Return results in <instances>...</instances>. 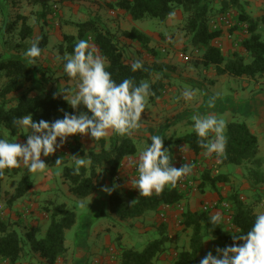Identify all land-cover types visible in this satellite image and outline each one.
Masks as SVG:
<instances>
[{
  "label": "trees",
  "instance_id": "1",
  "mask_svg": "<svg viewBox=\"0 0 264 264\" xmlns=\"http://www.w3.org/2000/svg\"><path fill=\"white\" fill-rule=\"evenodd\" d=\"M30 1L33 4H40L41 11L38 15L45 17L49 9V0ZM215 4V0H114L109 6L125 12L133 22L147 19L166 21V19L174 17L170 13L179 9L183 13V19L178 25L179 29L187 35L189 45L202 52L198 60L192 61L194 67L214 69L217 75L228 74L248 78L263 75L264 39L258 29L259 20L247 14L239 0H226L219 6ZM230 8H235V12ZM220 14H228L229 26L211 23ZM100 19L80 21L75 25V34L64 33L62 35L61 43L58 45L60 65L63 69L62 79L66 82L74 81L64 72L66 61L63 58L65 55L74 54L75 45L79 40H86L96 49V54L105 58L106 70L111 73L112 79L116 83H120L124 79H132L138 86L141 81H147L150 84L151 92L154 93L149 96V102L161 97L166 90L165 73L172 72L173 66L156 60L159 51L150 45V36L134 25L120 33L123 38L135 41L142 50H146L155 58L151 63L142 62L143 69L133 72L131 68L133 61L124 60L123 48L119 45L118 36ZM18 22H20L19 27L17 26ZM235 30L246 33L244 37H229V40L231 39L235 46H240L243 52L237 49L223 52L219 38L225 32L227 36ZM3 34L8 35L5 43H7L8 49L13 50L16 55L0 59V139H4L1 135L3 129L8 130L12 136L19 133L20 126L15 125L13 121L24 115H32L36 122L40 119L52 122L62 119L65 112L78 115L79 112L87 111L83 105H80L78 110L72 109L63 97H58L55 94L46 93L42 96H35L25 88L37 73L41 78L44 76L39 67L29 64L28 59L24 57L26 50L31 47L30 41L33 36V28L27 23L25 15L18 14L15 18L6 20ZM37 40H39L38 46L42 52L47 44V37L42 34ZM43 79L45 80L47 77H43ZM68 87L65 85L62 90L69 89ZM13 93L19 94L13 100L8 99V96ZM10 101H14V103L7 107V104L11 103ZM89 115L91 114L89 113ZM21 135L25 137L26 134ZM225 136L227 137L226 158L219 157L220 165L238 166L245 162L258 161L256 159L257 137L251 133L245 123H228ZM174 142L177 145H186L195 154L206 151L199 146L198 136L194 130L177 137ZM94 143L98 145V150L85 152L81 148V143L74 141L69 144L68 155L65 158L62 154L57 157L62 161L60 165H63L62 175L68 183V191L76 198H86L97 190L96 177L99 171L105 169L112 180L117 175L123 159L136 153V147L130 137L122 138L114 133L108 138L94 141ZM168 155L172 163L171 151L168 152ZM74 157L90 161L86 167H81L79 175H73L74 164H66L73 162ZM17 169L21 170L22 168H14L12 171H17ZM226 179L225 174H212L210 169H204L201 172L198 189L201 193L204 189L216 190V184L224 182ZM30 187L29 171L24 168L9 201L22 197ZM110 189L111 192L107 196L108 207L120 221L137 219L148 212H158L162 206L178 204L186 198L190 190L189 188L181 190L177 186L170 189L169 186H165L163 193L159 196L155 193L150 197L138 194L131 199H124L121 196V187L118 186V183L112 185ZM221 200H227L231 204L232 215L228 222L223 218L220 224H211L210 218L213 214L210 210L203 208L186 209L182 213L179 218L180 224L190 230L189 239L187 246L175 248L170 264H197L206 238L232 245V235L244 234L251 229L256 217L251 205H247L237 192L224 198L221 197ZM41 209L47 214L49 220L46 231L40 238H36V229H30L25 234V241L16 230L10 227L9 222L0 220V261L15 264L25 254L24 249L28 243L30 247L28 252L38 254L41 258V261L29 264H57L58 259L65 260L67 248L64 245V232L74 225L76 214L67 209L64 203L53 201L45 203ZM157 227L158 236L150 240L141 250L135 247H126L117 239L115 243L117 263L154 264L155 259L166 251L168 240L167 225L161 223Z\"/></svg>",
  "mask_w": 264,
  "mask_h": 264
},
{
  "label": "rangeland",
  "instance_id": "2",
  "mask_svg": "<svg viewBox=\"0 0 264 264\" xmlns=\"http://www.w3.org/2000/svg\"><path fill=\"white\" fill-rule=\"evenodd\" d=\"M111 2H114V0H49L48 13L45 15V17H40L38 15L41 11L40 4H33L30 0H0V6L5 12V14H3L0 11V59H5L16 55L13 50L8 49L7 43H5L6 39L8 38V35L3 34V27L6 20L13 19L18 14H25L27 23L33 28V36L31 38L32 41H30L31 45L34 41H37V39L42 34H45L47 37V44L44 50L41 52V55L36 58V64L33 65L35 67H39L42 70L41 72L44 73L43 77H47V79L44 80L43 77L41 78L39 73H37L35 78L30 83H28L25 88L30 94H33L35 96H42L48 93L55 94L58 97H63V94L61 93L63 92L62 88L67 85L69 86L68 88L70 90L75 91L77 81L74 80L66 82L61 77L63 69L60 65L58 45L61 43L62 35L64 33H75V25L80 21L101 18L100 20L103 21L111 29V31H113L118 36V42L119 45L123 48V57L125 61L129 62L139 60L142 62L151 63L153 59L155 60L154 57H152L146 50H142L138 43H136L135 41L125 39L122 37V35H120L122 30L130 29V27L134 25L136 28L144 31L150 36V45L155 47L159 51L156 60L173 66L172 72L167 71L165 73L164 80H166V83H169V85H166V91L170 88L171 92L168 94H170L172 98H176L175 106L179 105L177 102V98L178 101L181 102V105L185 106L186 108H193L197 106L200 107V109L201 106H203V104L205 103L206 98L210 99L212 96H214L219 99L218 103H222L224 99L228 98L229 102L231 100L232 101L230 103L224 104V107H229H225V109L222 108L217 116V118L222 117L226 121V125L227 123H229V121L246 123L245 119L256 120L257 117L259 120L261 112H258V114L255 116V113L252 111L254 108V101L252 100L251 93H254L255 90L260 89V87H256V89H253L254 82L250 83V86L253 90L252 92H249L248 90L239 91L238 84L240 83V80H233L229 77V75H224L222 81L220 80L214 86H212L211 84H203L201 81L200 84L202 87H200L199 85H193V83L191 82L178 80L184 78L186 79V77L187 79H191L193 73L196 72V74H201V70L207 69L204 67H195L197 69H194V66L192 65V61L196 59L198 60L202 52L199 49L192 48L188 43L189 41L187 35H185V33L179 29L178 25L183 19V13L181 12V10H175L174 17H172V19H166V21H161L159 19H147L144 21L133 22L127 20V18L125 17L127 16L125 12L109 6ZM217 6H219V4H217ZM17 26H20V22H18ZM237 31L239 33L238 36L243 35L242 31ZM232 38H234V36H232ZM228 41H231V39H228ZM89 46L90 48H93L92 45ZM233 49L236 50L237 47L233 46ZM176 88L177 90L175 91ZM185 90L192 91L194 93V96L198 97L197 100L186 101L182 95ZM179 91L181 92V94L179 93ZM236 91L239 92L238 97L235 96ZM207 93L210 94V96L207 95ZM18 94L19 93L10 94L8 96V99L13 100V98ZM178 95L179 97H177ZM10 102L11 103L7 104V107L14 103V101ZM147 107L148 109L142 113L143 116H145L146 114H155L156 112H159L158 108H152V104L149 102V100ZM165 112H167V110H165ZM215 112L216 110L214 111L209 109L205 112L204 115L215 114ZM174 131L175 130L172 126H167L166 128H164V133L161 135V137H163V141L166 143L169 142L166 138L174 135ZM20 132H24L21 127ZM254 133L258 139V152L256 154V159L258 161L245 162L242 164L244 176H246L250 180L255 179V177L257 176L259 178H264V122L263 124H258V128L254 130ZM30 134L31 131L26 133V141L27 135ZM1 135L10 143H20L18 141H14V137L10 135L9 131L6 129H3L1 131ZM86 136L90 137V134ZM84 137L79 138L78 134L73 135L68 138V140L61 147L57 148L54 155H50L48 157L42 156L41 159L44 160L45 163H47V173L37 174L42 175V178L44 179L41 180V185H44V187H47V189L44 190V187H41L39 193H37L36 191H33L35 188H31L26 192V194H24L20 198L15 199L13 202L19 204L20 201L31 198L38 207L43 205L46 200H51L55 203H64L67 209L74 211L76 214V221L74 225L64 232V245L67 248V253L70 255V260L72 261L74 259L73 255H76V251L78 250V248H81L83 246L84 248H87V253L84 260L85 264H99V260L104 259L105 257L108 258L105 262H109V264H118L116 260L117 250H115V248H117L115 244L117 239H119L120 243L126 247H135L136 249L141 250L150 240L158 236L159 230L157 225L161 223L167 224V222L164 219H160L159 221L155 220L153 218L154 215L147 219L144 218L141 221V218H143V216L146 217L150 214L143 215L137 219L120 221L115 214L110 212L108 203H106L105 208L102 212H100V210H92L88 202L90 198H93V201H96L97 199L95 197H92L90 195L82 199L76 198L72 194H70L68 189L66 191L65 188L68 183L66 184L63 181V176L61 174V172L63 171V166L56 165L55 161L60 154H62L64 158L68 155V151L63 150V148H65L67 146V143L69 142H71L72 144L74 141L81 140V144H83L87 148V145H89V143L87 144V140L84 139ZM135 143H137V141ZM148 145L150 144L145 143L144 146V143H142L141 147L143 149L139 150H144V148ZM165 148L169 150V146H165ZM172 158V166L174 167H180L183 164H190L192 166V172L186 176L187 179L193 182V187L189 188L190 190L188 191V194L185 198L189 199L188 195L190 193L199 190L198 185L200 184L201 172L203 171L204 167L201 166L202 163H199L198 159H177V157L175 156ZM71 163L74 164V161L66 164ZM24 168L26 167H22V169L17 173H13L12 170L9 169L4 170L5 179L1 187L5 188L7 193H4L0 189V204H2L4 208L8 204V199L11 196L10 194L15 191V188L23 174ZM50 172L52 173L51 176ZM37 174L34 175L30 173L29 176L30 178L34 179ZM117 176L118 179L114 177L112 181L114 184L118 183V185L120 184L121 186L125 184L126 181H128L130 178L127 176L126 179L124 177L122 179V177L120 178L119 175ZM224 182V186H232V193L237 192L240 197H243V200L247 205H251L253 207L254 213L258 214L264 212V181H258L255 184L253 183V187L258 192H255L249 188L241 190L238 187L239 185L237 184L226 183L227 179L226 181L224 180ZM123 196L124 199H129V196L126 194L124 195V193ZM81 202L84 203V207H80ZM178 204H180V202ZM204 205H207V203L199 205V208H202ZM174 208L177 209V204H175ZM91 214H94V216H91ZM45 218L49 220L48 216ZM178 221L179 217L175 219V226L173 224L171 225L170 230H166V234H168V240L166 242L167 249L166 252H163V254L165 253L166 256L161 260H158V264H170V261L174 256L175 248L177 249L185 246V238L187 237V235H185L183 231L181 232L180 228L178 229V227L180 226ZM16 227L17 233L26 241L25 234L28 230L32 229V227H28V223L25 221L18 223ZM138 230L140 231L138 232ZM142 230H146V232ZM175 230L176 232L180 231V234L184 235L182 237L183 242L176 243L175 241H173L174 245H170L173 244L171 240L174 236V234H172L171 232ZM36 238H40L39 229L36 234ZM225 246L229 245H224L223 248ZM99 250L100 253L98 252ZM28 251H30L29 243L24 249L25 254L15 264H23L24 262H26L28 258V254L26 253H28ZM208 252L209 251L204 250L199 254V260L197 264H199L200 260ZM216 254V250H213V255ZM96 259H99L98 262H95ZM31 262H38V260L36 258H33ZM4 263L0 261V264ZM72 264L75 263L72 262Z\"/></svg>",
  "mask_w": 264,
  "mask_h": 264
},
{
  "label": "clouds",
  "instance_id": "3",
  "mask_svg": "<svg viewBox=\"0 0 264 264\" xmlns=\"http://www.w3.org/2000/svg\"><path fill=\"white\" fill-rule=\"evenodd\" d=\"M38 43L39 40L34 41L24 53L31 65H35L36 58L41 55ZM63 59L66 61L64 72L76 80L77 85L75 91L65 89L60 92L72 109L78 110L83 105L87 111L79 112L78 115L65 112L62 119L52 122L44 119L36 122L32 115L15 119V125L20 126L24 132L31 130V134L27 135L24 144L0 139V176L4 175L5 169L19 168L21 163L34 175L46 174L47 163L41 157L54 155L57 148L70 136L90 134L94 141H100L112 133L122 138L131 137L142 127V113L149 96L154 95L147 81H141L138 86L132 79L116 83L106 70L105 58L96 54V49L90 48L86 40H79L74 54L65 55ZM131 68L133 72L143 69L142 61H133ZM182 95L187 101L193 99L194 93L185 90ZM215 99L216 97L209 99L208 107H215ZM191 119L194 121L193 130L198 136V144L206 150L204 155L211 156L215 153L217 157L226 158V121L215 115L199 114L193 115ZM61 163V159L57 158L55 164ZM89 163L86 159L74 157L73 175H79L81 167H86ZM137 171L139 176L134 181L135 188L139 190L140 196L150 197L153 193L161 195L165 186L175 188L178 181L192 172V166H172L163 137L152 135L151 144L140 152ZM103 190L111 192L107 187ZM84 206L81 202L80 207ZM222 219V215L216 213L211 216L210 223L218 225ZM232 240V245L217 247L216 255L209 251L199 264H264V212L256 214L249 231L232 235Z\"/></svg>",
  "mask_w": 264,
  "mask_h": 264
},
{
  "label": "crops",
  "instance_id": "4",
  "mask_svg": "<svg viewBox=\"0 0 264 264\" xmlns=\"http://www.w3.org/2000/svg\"><path fill=\"white\" fill-rule=\"evenodd\" d=\"M226 0H215L216 4H221V2H225ZM228 1V0H227ZM239 2L241 4H243L244 10L246 11L247 14H249L251 17L258 19L259 20V31L262 34V38L264 39V0H239ZM1 12L3 14H5L4 10H2L1 6H0ZM233 12H235V8H230ZM25 15V14H22ZM127 15V14H126ZM127 18V20H130L129 16H125ZM76 33V32H75ZM73 33V34H75ZM234 34V35H233ZM238 31L235 30L234 32H232V36L237 37L238 36ZM246 33L244 32L243 35L241 37L246 36ZM228 37L226 36V32L225 34L219 38V42L222 45L221 49L223 52H228L230 49H233V46H235V43H232L231 41H228ZM219 44V43H217ZM237 47L238 51L243 52V50L241 49V47L239 46H235ZM201 67V66H199ZM198 67V68H199ZM194 69H197L194 67ZM224 75H228V74H223V75H217L214 71V69H205V70H201V74H196L193 73V75L191 76V79H178V80H184L187 82H191L193 83V85H199L200 87L201 84L200 82L202 81L203 84L206 85H216L217 82H219L220 80L222 81V78ZM230 78H232L233 80H240V83L238 84V89L239 91H249L252 92L253 89H256V87H260L259 90H255L254 93H251V97L252 100L254 101L253 103V112L255 113V116L258 114V112H261L260 114V118L258 120H252V119H245L246 120V125L249 128V130L251 131L252 134L255 135L254 130H256V128H258V124H263L264 122V74L261 76H257L255 78H248V77H235V76H231L229 75ZM164 82H166V80H164ZM254 82V88L252 89V87L250 86V83ZM166 85H169V83L167 82ZM177 87V86H176ZM166 88V86H165ZM177 90V88L175 89V91ZM171 89L169 88V90H165V93L155 99L153 102H150L152 104V108H158L159 112H156L155 114H146L145 116L142 115V119H141V124L142 127L136 131V133H134L131 138L133 139L134 145L136 147V153L130 156H127L123 159L121 166L119 168V171L117 173V175H119V177L123 179V177L126 179L127 176L130 177L128 181H126L125 184H123L122 186L119 184L118 186L121 187V196L122 198H124V195H128L129 199H131L132 197H136L139 194V190L137 188H135V184L134 181L137 180V176L138 175L136 172L137 171V166H138V162H139V153L142 150L139 149H143L141 147V144L144 143H149L151 144V136L152 135H162L164 133V128H166L167 126H172L174 128V135H172L169 138H166L167 141L169 142H164V147L165 146H169V151H171L172 153V157H177V159L179 158H184V159H189V158H194V159H198L197 161L199 163H202L201 166L204 167V169H210L212 174H225L227 177V182L229 184H237L239 185L238 187L242 190V189H252L255 192H258L253 185L258 182V181H264V178H259L258 176L255 177V179L250 180L249 178H247L246 176H244V171L242 170L243 165H220L219 163V157H217V155L215 153H213L211 156H206L204 155L205 151L200 152L199 154H195L194 152H192L186 145L184 144H180L177 145L175 144V139L177 137L183 136L184 134H187L189 132H191L193 130V125H194V121H192L191 117L193 115L199 114L201 116H205V112L208 111L209 109L211 110H216L215 114H208V115H215L218 116L219 111L225 107L228 108L229 106H225L224 104L226 103H230L229 99L226 98L224 99V101L221 103L219 102V99H215V107L214 108H210L208 107V101L209 98H206L205 103L203 104V106L200 107H193V108H186L185 106L181 105V102L178 101L177 98V102L179 105H176V98H172V96H170ZM179 93L181 94V92L179 91ZM168 94V95H166ZM179 94V95H180ZM179 95L177 97H179ZM207 95L210 96V94L207 93ZM235 96L238 97L239 96V92L236 91L235 92ZM214 97V96H212ZM197 96H193L192 101H196L197 100ZM196 103V102H194ZM218 103V104H216ZM219 105V106H218ZM221 106V107H220ZM148 109V107H147ZM169 109V110H168ZM173 109V110H171ZM165 110H167V112H165ZM171 110V111H170ZM169 111V113H168ZM230 122H235V121H229ZM238 122V121H237ZM167 126H165V125ZM228 124V123H227ZM148 125V126H147ZM31 131V130H29ZM28 131V132H29ZM27 132H20L17 133L16 135H14V141H18L22 144L26 143L25 137L22 136L21 134H26ZM113 134V133H112ZM111 135V134H110ZM109 135V136H110ZM108 136V137H109ZM256 136V135H255ZM71 137V136H70ZM69 137V138H70ZM79 138H82L84 136L79 135ZM107 137V138H108ZM257 137V136H256ZM213 138V137H211ZM84 139L87 140V144L89 143V145H87L88 147L86 148L83 144H81V148L87 152L89 150H98V147L96 145V143H94L93 139L91 137L85 136ZM137 143H135L136 141ZM80 143H82L81 140H79ZM258 141V139H257ZM69 144H71V142L67 143V148H63V150L68 151L69 149ZM185 146V147H184ZM184 147V148H183ZM146 148V147H145ZM144 148V149H145ZM62 153V152H61ZM138 156V157H137ZM63 166V165H61ZM21 168L24 167L23 164L21 163ZM19 167V168H20ZM136 169V170H135ZM203 169V170H204ZM12 170V169H11ZM19 170L17 169V171H12L13 173H17ZM135 172V174H134ZM30 174V172H29ZM62 174V172H61ZM52 175V173L50 172V176ZM116 175V176H117ZM63 176V175H62ZM115 176V178H116ZM30 178V176H29ZM50 178V177H49ZM5 179V175L0 176V189L4 192L7 193V191L5 190V188L1 187L2 183L4 182ZM44 179L42 178V175L37 174L36 177L34 179L30 178L31 180V187L29 188V190L31 188H35L33 191H36L37 193H39L41 187H44V185H41V180ZM124 179V180H125ZM113 180V179H112ZM109 177V174L106 172L105 169H102L101 171L98 172V175L96 177V182L98 184L97 190L91 195L92 197H95L97 200L93 201V198L89 200V205L90 208L93 210H100V212L103 211V209L105 208L106 205V200H107V196L109 192L104 191L103 189L105 187L109 188L114 185L113 181H112ZM63 181L67 184V181L64 179L63 177ZM229 181V182H228ZM254 183V184H253ZM217 189H204V191L201 193L199 190L198 191H194L192 193H190L188 195L189 199H184L180 201V205L183 207L182 211L179 210V208H174L175 205H170V206H162L158 212H148L145 215H149L143 218H141V221L144 218H149L152 217L154 215V219L155 220H160V219H164L167 222V228L170 230L171 225L174 224L175 219L177 217L181 218L182 213L184 211H186V209H190V210H196L199 209V205L202 204H211L213 202H219L221 197H227L230 194H232V186H224L225 182H221V183H217L216 184ZM47 189V187H44V190ZM66 191L68 189V185L66 186ZM14 193V192H13ZM13 193H11L10 195H12ZM26 194V193H25ZM11 197V196H10ZM242 197V196H241ZM243 198V197H242ZM10 199V198H9ZM8 199V204L7 206L4 208L2 204H0V220H4L10 223V227L14 230L17 231V224L20 222H27L28 223V227H32V229H36V234L38 232L39 229V235L40 237H42L46 231L47 225H48V219H46L45 217H47L46 213L41 209V206L38 207L36 203H34L32 201L31 198H27L24 199L22 201L19 202V204H16L12 201H9ZM101 202H100V201ZM51 200H46L45 203L49 202ZM99 204H98V203ZM44 203V204H45ZM43 204V205H44ZM30 210V211H28ZM213 215L216 213H220L222 215V210L219 209H213L210 211ZM160 214H163V218L160 217ZM91 216H94V214H91ZM24 219V220H23ZM15 220V221H14ZM180 224V223H179ZM175 226V224H174ZM181 229V232L183 231L185 235H187V237L185 238V246H187L188 243V239H189V234H190V230L189 229H185L181 224L178 227V229ZM176 229V230H178ZM141 230V229H140ZM138 230V232L140 231ZM172 231L171 233L174 234V236L172 237V243L170 245H174L175 241L176 243L178 242H183V236L182 234H180V231ZM144 232H146V230H142ZM157 237V236H156ZM207 240V241H206ZM179 245V244H177ZM224 245L227 244H223L220 241H217L215 239H210V238H206L204 241V249L203 251H212L216 250L217 247L223 248ZM100 253V250L98 251ZM166 252V251H165ZM87 253V248H84L83 246L81 248H78V250L76 251V255L74 254L73 257L74 259L71 261L70 260V255L67 253L66 254V258L65 260L63 259H58L57 260V264H72V262H74L75 264H85V256ZM28 254V258L26 260V262H24L25 264H29L33 258H36L38 261H41V258L38 256V254H34L31 252L26 253ZM166 254L161 253L160 256L156 259V261H154V264H158V260H161L163 257H165ZM68 259V261H67ZM100 259V257H99ZM99 259H96L95 262H98ZM108 258H104L99 260V264H109V262H105ZM2 263H4V261H2ZM23 263V264H24ZM4 264H8V263H4Z\"/></svg>",
  "mask_w": 264,
  "mask_h": 264
},
{
  "label": "built area",
  "instance_id": "5",
  "mask_svg": "<svg viewBox=\"0 0 264 264\" xmlns=\"http://www.w3.org/2000/svg\"><path fill=\"white\" fill-rule=\"evenodd\" d=\"M212 24L214 25H220L224 24L225 26H229L230 20L228 14H220L218 17H215L212 21ZM227 37H232L231 34H228ZM184 159V158H182ZM139 176V174L137 175ZM118 179V176L116 177ZM177 187L180 189H186V188H191L193 187V182L186 177H184L182 180L178 181ZM177 208H179L180 211H182L183 207L180 204H177ZM204 210H213V209H219L223 210L224 213H222L223 218L225 219L226 222H228L231 218L232 211H231V204L227 200H219V202H213L211 204L204 205L202 207ZM160 217L163 218V214H160ZM178 223H181L180 220Z\"/></svg>",
  "mask_w": 264,
  "mask_h": 264
}]
</instances>
